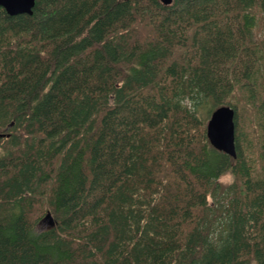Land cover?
<instances>
[{
  "label": "trees",
  "instance_id": "obj_1",
  "mask_svg": "<svg viewBox=\"0 0 264 264\" xmlns=\"http://www.w3.org/2000/svg\"><path fill=\"white\" fill-rule=\"evenodd\" d=\"M0 134V264H264V0L0 7Z\"/></svg>",
  "mask_w": 264,
  "mask_h": 264
},
{
  "label": "water",
  "instance_id": "obj_2",
  "mask_svg": "<svg viewBox=\"0 0 264 264\" xmlns=\"http://www.w3.org/2000/svg\"><path fill=\"white\" fill-rule=\"evenodd\" d=\"M163 4H169L172 0H160ZM34 0H0L2 7L8 14H30ZM3 134H0L2 136ZM206 136L210 144L232 157L235 156L234 147V109L229 105L216 107L210 113L206 123ZM53 223L49 211L45 213L40 222Z\"/></svg>",
  "mask_w": 264,
  "mask_h": 264
},
{
  "label": "rangeland",
  "instance_id": "obj_3",
  "mask_svg": "<svg viewBox=\"0 0 264 264\" xmlns=\"http://www.w3.org/2000/svg\"><path fill=\"white\" fill-rule=\"evenodd\" d=\"M228 180H229V176H227V175L220 177V181L223 183H226ZM47 225L48 224L46 223V221H44V222H40L39 227L43 228V227H46Z\"/></svg>",
  "mask_w": 264,
  "mask_h": 264
},
{
  "label": "bare ground",
  "instance_id": "obj_4",
  "mask_svg": "<svg viewBox=\"0 0 264 264\" xmlns=\"http://www.w3.org/2000/svg\"><path fill=\"white\" fill-rule=\"evenodd\" d=\"M11 125H12V124H11ZM2 130H3V129H2ZM7 131H8V129H7ZM2 132H3V131H2ZM4 135H5V134H4ZM4 135H3V136H4ZM3 139H4V138H3ZM38 223H39V222H38Z\"/></svg>",
  "mask_w": 264,
  "mask_h": 264
}]
</instances>
